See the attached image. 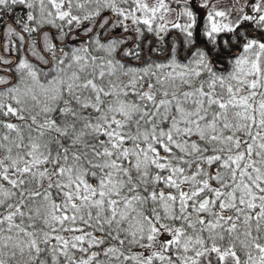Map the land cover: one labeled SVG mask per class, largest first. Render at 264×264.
<instances>
[{
    "label": "snow or ice",
    "instance_id": "snow-or-ice-1",
    "mask_svg": "<svg viewBox=\"0 0 264 264\" xmlns=\"http://www.w3.org/2000/svg\"><path fill=\"white\" fill-rule=\"evenodd\" d=\"M217 4L0 0V264H264V0Z\"/></svg>",
    "mask_w": 264,
    "mask_h": 264
},
{
    "label": "rangeland",
    "instance_id": "rangeland-1",
    "mask_svg": "<svg viewBox=\"0 0 264 264\" xmlns=\"http://www.w3.org/2000/svg\"><path fill=\"white\" fill-rule=\"evenodd\" d=\"M148 2L151 4V3H154V0H148ZM232 3H233V0H218L217 7L228 6Z\"/></svg>",
    "mask_w": 264,
    "mask_h": 264
},
{
    "label": "trees",
    "instance_id": "trees-1",
    "mask_svg": "<svg viewBox=\"0 0 264 264\" xmlns=\"http://www.w3.org/2000/svg\"><path fill=\"white\" fill-rule=\"evenodd\" d=\"M201 11H202V10H201ZM141 27H143V26H141ZM133 35H134V34H133ZM145 35H146V39H147V40H149V41L154 40V37H153L151 34L146 33Z\"/></svg>",
    "mask_w": 264,
    "mask_h": 264
}]
</instances>
